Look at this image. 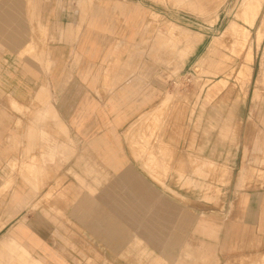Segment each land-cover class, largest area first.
Masks as SVG:
<instances>
[{
	"label": "crops",
	"instance_id": "0c3cea01",
	"mask_svg": "<svg viewBox=\"0 0 264 264\" xmlns=\"http://www.w3.org/2000/svg\"><path fill=\"white\" fill-rule=\"evenodd\" d=\"M137 2L0 0V115L6 102L12 109L48 113L58 124L46 122L43 132H16L30 165L43 163L46 172L39 184L45 188L43 209L36 211L42 199L34 186L5 178L6 156L12 154L0 132V253L9 245L16 254L17 237L32 264H82L80 253L87 247L135 256L119 264H262L260 197L198 200L192 178L181 188L180 160L154 167L134 158L143 156L130 145L139 139L134 130L164 109L166 93L163 67L150 60L140 42L147 16L134 11L141 6ZM221 82L215 94L225 89L227 82ZM170 106L165 118L157 115L151 122L157 123L158 141L174 154L183 146L195 155L190 129L181 137L177 107ZM204 147L202 155L213 160L216 153ZM226 160L232 169L233 159ZM149 171L173 174L156 181ZM26 187L27 207L16 215V198ZM26 211L33 221L29 234L21 229ZM202 218L211 237L204 245L197 243ZM30 249L44 257L33 258ZM150 253L155 259L145 260Z\"/></svg>",
	"mask_w": 264,
	"mask_h": 264
},
{
	"label": "rangeland",
	"instance_id": "374dc122",
	"mask_svg": "<svg viewBox=\"0 0 264 264\" xmlns=\"http://www.w3.org/2000/svg\"><path fill=\"white\" fill-rule=\"evenodd\" d=\"M137 1L141 6L134 11L147 16V21L139 33L142 39L140 42L145 46L150 60L163 67L166 93L164 109L153 115L152 121L146 118L144 122H138L134 130L136 132L133 133L134 137L138 135L139 139H131L130 145L143 154L134 158H144L154 167H157V164H172L180 160L179 165L182 169L179 174L183 182L181 188L185 190L184 188L191 183H188L189 179L192 178L197 185L195 191L198 200L211 201L212 198L226 194L260 197L262 219L259 233L263 234L264 0H251L255 5L261 3L253 25L248 24L251 13L244 12V0H134V3L138 4ZM220 81L227 82L225 89L222 88L225 91L220 90L221 93L215 94L213 91L219 86ZM170 105L177 107L181 137L188 133V128L190 129V138L197 144L195 155L187 154L189 152L185 151L183 146L179 150L180 155L178 151L174 154L158 141L157 123L154 125L151 122L156 121L157 115L165 118ZM4 106L0 115V132L5 133V148L12 154L10 157L6 156L10 161L6 160L5 178H19L32 184L34 186L32 190L36 191L34 194L41 196L42 199L33 209L34 211L38 208L43 209L45 188L39 184L43 183L46 175L44 165L43 163L30 165L27 146L16 144V132H43L46 122H49V127L52 121H54L52 126L57 127L58 124L56 126L55 118L43 111L35 112L34 109L19 107L12 109L6 102ZM150 125L154 128L151 129ZM58 128L60 130V126ZM204 146L207 153L211 151L216 153L211 157L214 161L202 155ZM228 151L236 153L237 156L227 157ZM220 153H224L223 157L219 156ZM41 158L43 160V157ZM226 159L230 161L233 159L231 163L235 164L232 169L225 167ZM218 160L220 162H217ZM147 174L159 181L160 175L163 174L166 180L173 173L149 171ZM101 176L102 180L108 178L107 173H101ZM20 190L21 195L16 198V215L27 207L23 201V192H29V188ZM55 192L57 193L54 195L60 196L59 191ZM27 211L21 220L25 227H20L25 234L30 233L29 224L33 223L27 218ZM205 224L206 219L198 220L197 243L200 245L211 240L203 229ZM87 248L84 253H80L84 254L81 255L84 258L82 264H119L135 259L133 254L121 250L98 253L93 252L92 247ZM16 249L18 250L14 254L12 247L6 245L4 252L0 253V264H32L30 263L32 260L27 259L29 249H25L17 237ZM29 252L33 258L44 257V252L32 249ZM64 253L56 255L64 260L65 256H62ZM150 254L152 258L149 255L143 258L155 259V253ZM137 256L142 259L140 256H143V253ZM74 257L72 259H77L76 255ZM204 258L203 255L198 256V259Z\"/></svg>",
	"mask_w": 264,
	"mask_h": 264
},
{
	"label": "bare ground",
	"instance_id": "6f19581e",
	"mask_svg": "<svg viewBox=\"0 0 264 264\" xmlns=\"http://www.w3.org/2000/svg\"><path fill=\"white\" fill-rule=\"evenodd\" d=\"M181 1H184V0H181ZM243 6H244V12L245 11H247V12L249 11L251 13L249 15L251 17H249L250 19H248V21L250 23H248V21H247V23L253 25L255 23V20H256L258 14H259V11H260V8H261V3L259 5H255L253 2H251V0H244ZM247 18H248V16H247ZM247 18H245V19H247ZM260 32H259V36L261 34ZM225 84H226V82L223 81L220 85H225Z\"/></svg>",
	"mask_w": 264,
	"mask_h": 264
}]
</instances>
